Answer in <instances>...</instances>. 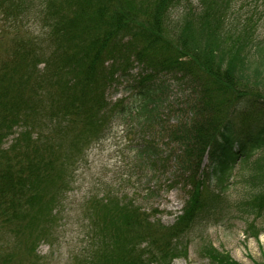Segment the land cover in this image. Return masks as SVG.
<instances>
[{
	"label": "trees",
	"instance_id": "16d2710c",
	"mask_svg": "<svg viewBox=\"0 0 264 264\" xmlns=\"http://www.w3.org/2000/svg\"><path fill=\"white\" fill-rule=\"evenodd\" d=\"M184 1L39 0L31 34L16 18L30 14L23 0H0V264H42L37 248L114 119L138 135L139 170L167 180L149 197L178 184L193 201L207 195L169 228L133 198H90L72 264H165L173 240L231 205L233 176L244 188L234 209L264 215V38L252 16L235 17V0H199L175 21ZM123 83L128 95L109 101ZM207 255L242 264L213 246Z\"/></svg>",
	"mask_w": 264,
	"mask_h": 264
},
{
	"label": "rangeland",
	"instance_id": "374dc122",
	"mask_svg": "<svg viewBox=\"0 0 264 264\" xmlns=\"http://www.w3.org/2000/svg\"><path fill=\"white\" fill-rule=\"evenodd\" d=\"M234 3L235 17L242 23V20L252 16L257 22L258 37L264 38V0H235ZM23 4L30 10V14L17 15L16 18L24 16L17 22L23 26L24 32L28 30L31 34H37L39 22L35 19L36 15L31 14V9L39 8V0H23ZM197 7L199 0L184 1L173 11L174 20H180L189 9ZM2 15L8 18L6 14ZM14 18L13 14L7 25L11 24ZM4 24V19L0 18V26ZM39 30L41 31L40 25ZM3 53L0 49V56ZM139 71V68L133 69L132 76L125 79L133 81L134 75ZM124 86L125 83L117 89L111 87L106 93L107 99L113 102L117 98L127 96ZM128 134L126 124L114 119L105 137L94 142L87 150L84 160L74 174L72 187L60 207L54 237L42 241L37 248L42 264H72V254L84 247L87 223L83 218L85 203L92 197L115 192L120 196L133 198L137 204L154 213L152 222L165 228L172 227L187 217L190 207L206 197L205 191L199 189L197 199L193 201L191 195L187 197V190L181 184L173 190L161 191L158 197H149L148 188H153L157 183L163 185L167 180L161 177L157 182L151 179L153 171L145 167L143 171L139 170L134 163L132 151L138 144V135ZM13 137L9 138L7 146L13 141ZM237 170L238 167L235 171ZM232 179L235 183L226 197L224 196V200L228 198L227 203L231 205L211 217V220L202 222L200 229L191 232V235L173 240V255L165 259V264H211L207 255L210 246L228 252L242 264L263 262L264 215L255 218L254 215L234 209V202L242 199L244 188L238 183L239 176H233ZM163 187L166 188L167 185L164 184Z\"/></svg>",
	"mask_w": 264,
	"mask_h": 264
}]
</instances>
